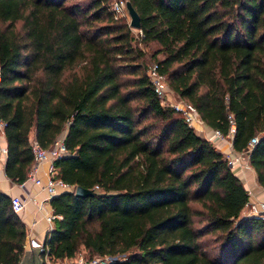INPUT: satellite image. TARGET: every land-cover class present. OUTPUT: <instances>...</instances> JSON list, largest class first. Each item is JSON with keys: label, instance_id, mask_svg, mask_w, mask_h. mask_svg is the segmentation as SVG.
Here are the masks:
<instances>
[{"label": "trees", "instance_id": "obj_1", "mask_svg": "<svg viewBox=\"0 0 264 264\" xmlns=\"http://www.w3.org/2000/svg\"><path fill=\"white\" fill-rule=\"evenodd\" d=\"M111 1L0 0L3 172L25 178L30 130L43 147L62 135L51 176L91 189L49 198L47 254L264 264V217L243 212L223 153L161 102L134 42L155 44L149 58L203 124L225 134L232 119L234 150L256 136L246 161L264 188V0H129L136 34ZM25 232L0 191V264L18 261Z\"/></svg>", "mask_w": 264, "mask_h": 264}, {"label": "built area", "instance_id": "obj_2", "mask_svg": "<svg viewBox=\"0 0 264 264\" xmlns=\"http://www.w3.org/2000/svg\"><path fill=\"white\" fill-rule=\"evenodd\" d=\"M109 9L111 10L113 16L127 15L124 7V0H112L109 4ZM146 74L156 94L162 100V96L166 91L167 85L165 83L164 75L157 71L156 62L151 61L146 67ZM175 110H177L181 115L183 120L190 126H193L194 121H201L198 112L195 107L188 101L177 97L174 101L169 103ZM229 118V116H228ZM4 120L0 118V153H5V139L3 133ZM212 135L217 139H225L226 136L231 137V133L234 129V124L231 118H229L228 129L225 134L216 128H211ZM256 136H252L248 140V147L246 150L232 151L226 153L225 159L230 167H243L249 165L246 161V154L248 148L255 142ZM30 149L32 153V160L29 169L26 172L25 178L30 180L32 183L37 185L41 190L44 191V200L49 199L52 195L60 190H73L74 185L63 181L60 178L52 177V166L51 160L65 152L64 145L62 143V135L54 138L52 143L48 147L41 146L34 138L29 139ZM47 161L45 167V178L40 179L36 175L37 165L40 162ZM23 180L19 182L22 185ZM9 204L13 211L19 212L25 205L26 199L19 193H12L8 195ZM37 209L42 212V215L47 222V228L51 226L50 220L53 216L52 209L48 203H44L43 200H39L36 203ZM242 210L246 214H256L264 217V199H249L243 203ZM29 246H38L40 250V256L42 258V264H106L112 256L108 254L104 255H92L90 257H85L82 254H74L68 258H55L49 256L46 252V245L44 244V236L41 239H35L33 237H28V239L23 241L22 247L26 248Z\"/></svg>", "mask_w": 264, "mask_h": 264}, {"label": "crops", "instance_id": "obj_3", "mask_svg": "<svg viewBox=\"0 0 264 264\" xmlns=\"http://www.w3.org/2000/svg\"><path fill=\"white\" fill-rule=\"evenodd\" d=\"M192 127L196 133L208 138L213 143V145L223 153V155L235 151L231 147L228 136H226L223 140L217 139L211 134L212 129L209 126L203 124L202 121H194ZM28 138H34L32 130H30ZM4 157L5 153H0V191L6 193L7 195L12 193H19L26 199L25 205L22 210L17 212L26 228L24 241L26 242L28 237L41 239L45 235V232L48 228L47 222L45 221L42 212L37 209L35 203L39 200H43L44 203L49 204V200H44V191L41 190L37 185L32 183L30 180L23 179L24 183L20 185L19 182L12 181L7 176H5L3 172ZM46 165L47 161L40 162L37 165L36 175L40 177L41 180L45 178ZM232 171L238 176L243 186L246 188L248 193L247 198L252 200L264 199V188H262L256 182L255 173L250 165H245L243 167H233Z\"/></svg>", "mask_w": 264, "mask_h": 264}, {"label": "water", "instance_id": "obj_4", "mask_svg": "<svg viewBox=\"0 0 264 264\" xmlns=\"http://www.w3.org/2000/svg\"><path fill=\"white\" fill-rule=\"evenodd\" d=\"M124 7L126 10V14H127L128 25L130 27L138 29L139 27L138 14L129 0H124ZM72 192L75 195L82 196V195L91 193V189L88 187H83L81 185L76 184L74 185ZM15 264H42V258L40 256V250L38 246H29V248L28 247L24 248L21 253L20 258Z\"/></svg>", "mask_w": 264, "mask_h": 264}, {"label": "rangeland", "instance_id": "obj_5", "mask_svg": "<svg viewBox=\"0 0 264 264\" xmlns=\"http://www.w3.org/2000/svg\"><path fill=\"white\" fill-rule=\"evenodd\" d=\"M124 16L127 20V15H124ZM131 29H132L133 34L137 33V29H135V28H131ZM135 39L136 40L134 42H136L140 47H142L144 49V54H143L141 59H142V62L147 67V65L151 62V59L149 58V53L152 50V48L155 46V44L153 42H148L144 45L140 42L138 43L136 35H135ZM166 85H167V83H166ZM177 97H178L177 94L167 85L166 91L164 92V94L162 96L161 102L163 104L169 105V103L174 101V99H176ZM193 205H196V203H193ZM195 223L197 224L198 222H195ZM76 254H82L83 256L86 255V253L83 249H79V251Z\"/></svg>", "mask_w": 264, "mask_h": 264}]
</instances>
